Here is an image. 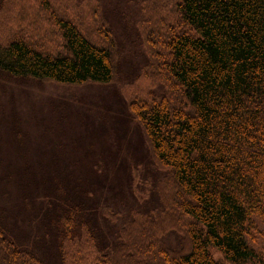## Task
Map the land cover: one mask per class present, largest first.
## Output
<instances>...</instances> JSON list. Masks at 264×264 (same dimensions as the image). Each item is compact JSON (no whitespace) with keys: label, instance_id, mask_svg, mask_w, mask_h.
Returning <instances> with one entry per match:
<instances>
[{"label":"trees","instance_id":"16d2710c","mask_svg":"<svg viewBox=\"0 0 264 264\" xmlns=\"http://www.w3.org/2000/svg\"><path fill=\"white\" fill-rule=\"evenodd\" d=\"M10 2L0 82L114 86L121 113L0 115V264H264V0H142L125 83L102 0Z\"/></svg>","mask_w":264,"mask_h":264},{"label":"rangeland","instance_id":"374dc122","mask_svg":"<svg viewBox=\"0 0 264 264\" xmlns=\"http://www.w3.org/2000/svg\"><path fill=\"white\" fill-rule=\"evenodd\" d=\"M9 1V0H8ZM12 4H7L9 9L15 6L16 0H11ZM142 0H102L105 6L108 18L113 24V30L121 43L125 44L123 48V70L121 73L120 83L126 79H133L139 66L144 61V56L141 48L138 45L136 36L135 22L139 19L140 2ZM11 13L8 14V16ZM25 17V16H24ZM3 21L4 19L0 17ZM23 20V19H22ZM24 21V20H23ZM1 29H3L4 24ZM129 38H136V42L127 44ZM127 41V42H126ZM135 73V74H133ZM116 94V87H61L50 82H35L29 86H19L13 83L0 82V115L15 111L25 118H29L30 123L37 121L40 118H50L55 111V106L62 103L73 104V111L90 114L89 107H98V109H108V117L113 124V117H118L121 113V106L118 100H113ZM64 101V102H63ZM82 104L85 105L84 109ZM74 116V115H73ZM71 117L74 119L75 117ZM111 126V129H113ZM105 131L106 128H101ZM80 131L75 130L74 135H79ZM133 135H136L133 132ZM145 189L144 187H141ZM264 230L263 226L259 227ZM168 241L175 244L174 238L170 236ZM257 250H264V234L257 237ZM261 251V250H260Z\"/></svg>","mask_w":264,"mask_h":264}]
</instances>
